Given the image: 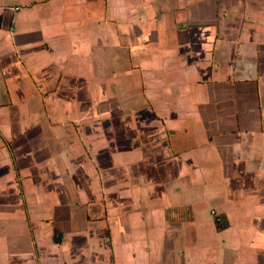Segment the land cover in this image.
<instances>
[{"label":"crops","instance_id":"crops-1","mask_svg":"<svg viewBox=\"0 0 264 264\" xmlns=\"http://www.w3.org/2000/svg\"><path fill=\"white\" fill-rule=\"evenodd\" d=\"M0 264H264V0H0Z\"/></svg>","mask_w":264,"mask_h":264}]
</instances>
